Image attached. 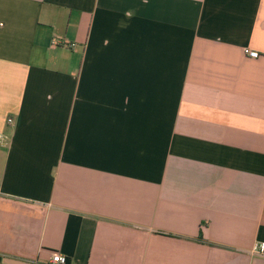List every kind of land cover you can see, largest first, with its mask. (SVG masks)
Masks as SVG:
<instances>
[{
	"label": "crops",
	"instance_id": "1",
	"mask_svg": "<svg viewBox=\"0 0 264 264\" xmlns=\"http://www.w3.org/2000/svg\"><path fill=\"white\" fill-rule=\"evenodd\" d=\"M0 132V264H264V0H0Z\"/></svg>",
	"mask_w": 264,
	"mask_h": 264
},
{
	"label": "built area",
	"instance_id": "2",
	"mask_svg": "<svg viewBox=\"0 0 264 264\" xmlns=\"http://www.w3.org/2000/svg\"><path fill=\"white\" fill-rule=\"evenodd\" d=\"M247 55L250 58L257 59L259 58V53L251 50H246L245 51ZM8 124L13 125L14 121L12 119H8ZM10 136L6 133L0 132V147L6 146L9 143ZM254 252L259 255L264 254V243L257 244L254 248ZM67 262V257L62 255L61 253H54L52 255V259L50 264H66Z\"/></svg>",
	"mask_w": 264,
	"mask_h": 264
}]
</instances>
